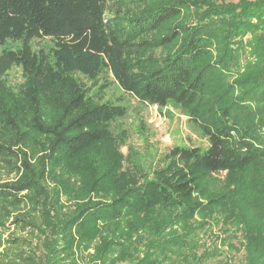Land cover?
Returning a JSON list of instances; mask_svg holds the SVG:
<instances>
[{
    "label": "trees",
    "instance_id": "16d2710c",
    "mask_svg": "<svg viewBox=\"0 0 264 264\" xmlns=\"http://www.w3.org/2000/svg\"><path fill=\"white\" fill-rule=\"evenodd\" d=\"M77 75L208 147L126 166L127 108ZM233 239L264 264V0H0V264H232L210 260Z\"/></svg>",
    "mask_w": 264,
    "mask_h": 264
},
{
    "label": "rangeland",
    "instance_id": "374dc122",
    "mask_svg": "<svg viewBox=\"0 0 264 264\" xmlns=\"http://www.w3.org/2000/svg\"><path fill=\"white\" fill-rule=\"evenodd\" d=\"M236 1V0H234ZM18 43H9L7 48H16ZM33 46L37 49L51 48L52 44L48 40L35 41ZM8 82L13 86L19 85L22 78V71L13 68L7 73ZM79 81H83L90 89L91 94H97L102 90L105 101L114 104H122L127 110V117L119 121V131H125L126 144L122 147V153L126 156V166H134L142 173L149 174L152 178V171L156 166L161 165L163 156L173 147H191L204 150L208 147V140L188 118L182 114L181 110L173 106L158 108L156 106H146L140 104L136 99L130 97L122 91L120 86L114 82L110 75H103L97 83L88 81L84 76L77 75ZM216 235H221L219 228L214 226L205 235L202 233L200 239L202 252L206 245L210 248L214 246L213 241ZM223 237V234L221 235ZM233 245L237 249L222 246L218 243L219 253L210 262L224 263L230 261L232 264H243V250L239 243L233 239ZM119 264H136V261L127 260Z\"/></svg>",
    "mask_w": 264,
    "mask_h": 264
}]
</instances>
